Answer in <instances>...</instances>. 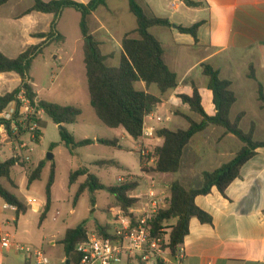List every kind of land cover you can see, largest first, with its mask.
Segmentation results:
<instances>
[{"label": "crops", "instance_id": "1", "mask_svg": "<svg viewBox=\"0 0 264 264\" xmlns=\"http://www.w3.org/2000/svg\"><path fill=\"white\" fill-rule=\"evenodd\" d=\"M10 1L12 0L8 2ZM74 1L88 3L90 0ZM185 1L139 0L149 12L167 18L173 23L172 27L153 26L150 31L161 41L166 63L177 73L179 81L178 86L169 91L163 102L146 117L145 126L154 128L155 133L162 127L172 130L188 128L189 122L177 114L178 110L201 121L202 117L192 112L189 105L184 104L179 97L183 93L190 94L193 83L200 89L206 112L214 114L216 109L213 92L208 88L209 79L204 74L202 66L209 63L220 71L222 78L232 82L237 102L231 108V119L234 120L237 115L244 113L240 126L244 131H249L254 122V138L264 140V105L259 100V83L264 88V0H192L200 3L197 7H191ZM31 6L18 16L20 19H26L23 27L26 33L33 37L30 46L39 44L41 40L35 37L38 30L34 27L36 23L34 20L38 11L25 14ZM199 21L204 23L199 28L198 40L191 34L179 31L180 26L188 27ZM88 24L91 33L100 43L102 53L107 56V64L118 66L123 37L137 29V19L130 11L129 0H107L106 5L98 7L90 15ZM11 29L15 33L16 28ZM133 36L139 37L137 33H133ZM252 69L256 79L250 76ZM5 74L7 73L0 74V96L10 92H4ZM30 81L33 84L31 77ZM20 83L19 77L18 86ZM154 85L156 84L148 86L140 81L135 87L159 95V88ZM35 92L38 96L39 93ZM160 116L163 117L162 121L157 120ZM180 117L186 120L187 126H182L178 121ZM155 137V145H161L163 140ZM242 147L243 142L234 134L226 133L221 126L211 125L193 136L185 149L183 165L178 172L148 174L174 176V180L170 182L163 178L169 189L166 194L169 193L174 181H180L188 188L192 187L193 183H198L194 186L198 187L202 183L204 171L215 170L229 162ZM14 167L11 178L16 186H11L6 179H2L1 182L22 199L28 209L17 217L16 208L0 197V221L4 230L24 244L39 246L50 239V244L56 246L57 241L64 238L67 229L62 238L55 239L60 230L56 233L54 227H46L48 213L44 220H41L46 204V193L44 196L28 194L34 191V182L28 184V172L21 166L18 176L25 183L27 192L21 197L22 186L13 176ZM81 180L76 182L78 187L85 181ZM55 182L52 187V203ZM153 188L156 191L155 185H151L149 189ZM196 203L211 215L212 222L203 223L196 217L191 219L189 234L180 246L182 262L171 258L172 264H264V148L259 149L243 166L240 176L228 186L226 195L213 188L210 194L197 196ZM65 261L66 257H63L53 264ZM0 264L34 262L27 260L15 249L5 250L0 246Z\"/></svg>", "mask_w": 264, "mask_h": 264}, {"label": "trees", "instance_id": "2", "mask_svg": "<svg viewBox=\"0 0 264 264\" xmlns=\"http://www.w3.org/2000/svg\"><path fill=\"white\" fill-rule=\"evenodd\" d=\"M9 0H0V6ZM187 5L197 7L200 3L186 0ZM107 4V0H90L88 3H81L74 0H34L32 7L27 9L25 14L33 11L45 14H53L54 20L51 22L50 32L37 33L35 37L42 41L39 44L31 45L17 57H8L0 50V74L14 72L19 75L21 83L13 91L0 96V113L11 102L16 99L21 89H25L28 97L33 101L37 94L30 82V67L34 57L42 52L44 46L51 40H61L63 36L56 33L57 17L66 8H74L81 13V32L83 36L84 63L86 67V77L88 83L90 105L100 122L110 128L123 127L127 134L134 139H141L145 129V119L157 106L163 102L169 91L175 89L178 84L177 73L172 71L165 60V51L161 41L150 31L153 26L172 27L173 23L163 17L149 12L141 5L139 0H129L130 11L136 16L137 29L128 32L122 39V54L118 66L107 64L105 56L100 48V43L91 33L88 20L90 15L100 6ZM203 21L185 27L180 26L179 31L191 34L198 40V31ZM137 33L139 37H134ZM203 72L208 77V88L213 92V103L215 113L208 114L202 104V96L199 87L193 83L190 94H180L179 97L184 104H188L190 110L202 117L201 121L193 119L190 115L181 111L177 114L184 117L189 122L186 129L179 128L172 130L162 127L156 131V136L163 140L148 156H141L142 169L145 172L176 173L183 165L185 149L191 142L193 136L205 131L209 126H221L226 133H232L243 142V147L236 156L227 163L212 171L202 173V183L198 187H186L180 181L171 184L167 194V201L164 206H160L152 225L156 233L161 229L169 230L167 243L170 257L175 259L180 253V246L184 243L189 234L190 221L193 217L198 218L203 223H211L212 217L196 203L197 196L208 195L213 188H217L223 195H226L228 186L237 179L243 166L261 148H264V140L254 138L255 123L251 124L249 131H244L240 123L244 113H240L233 120L231 119V108L237 102V95L232 89V82L221 77L218 69L209 63H204ZM251 78L256 79L253 72ZM143 81L148 86L156 84L160 94L154 95L146 90H139L135 87L137 82ZM259 100L264 105V88L259 83ZM37 108L42 110L52 121L59 125L61 142L75 155L80 147L94 143L107 146H117V139L109 138H85L77 140L74 135L65 127L66 124L78 123L81 120L83 111L74 105H62L45 99L37 100ZM39 123L36 131L35 142H39L42 137V127L44 122L35 119ZM2 120H0V124ZM10 130V123H7ZM51 145V150L55 147ZM54 159V158H53ZM51 160L50 175L46 185V204L41 215L44 220L52 204V187L56 179V164ZM144 163V161H146ZM43 159L32 172L28 173V184L41 178V173L47 162ZM116 164L113 160H100L94 164ZM152 163V164H150ZM19 164V159L12 157L0 162V197L9 205L16 208L17 217L27 211V204L15 193L10 191L2 182L6 179L11 186L15 183L11 178V172L15 165ZM145 164V166H144ZM150 164V165H149ZM144 166V167H143ZM81 176H87L82 182L75 195V203L85 190L91 192L105 190L113 194L120 207L128 212L131 207L137 204L138 199L131 197V192L140 185L138 180H127L125 182L106 185L99 177L92 174L87 167H80L70 174V184L76 183ZM95 206V197L92 198ZM100 235L110 236L108 227L101 224L96 225V231ZM87 221H83L74 228L67 229L61 244L64 247L66 261L63 264H81L82 253L77 246L88 237ZM158 264H166L158 261Z\"/></svg>", "mask_w": 264, "mask_h": 264}, {"label": "rangeland", "instance_id": "3", "mask_svg": "<svg viewBox=\"0 0 264 264\" xmlns=\"http://www.w3.org/2000/svg\"><path fill=\"white\" fill-rule=\"evenodd\" d=\"M32 4H34V0H12L0 7V50L8 57H17L30 46L33 37H30L23 27L26 19H20L18 16ZM35 15L37 18L34 20L36 22L34 27L37 28L38 33L50 32L54 15L41 12H36ZM81 19V13L74 8L64 9L57 17L56 33L61 34L63 38L61 40H51L44 46L42 52L34 57L29 71L34 84L33 88L39 93L37 100L45 99L62 105L78 106L82 109L83 114L78 123L65 125L77 140L109 138L117 139L119 143L117 146L94 143L78 148L76 154L73 155L61 142L59 125L55 124L41 110L37 119L42 120L44 125L39 142L34 141L33 134L24 133L16 141H13L12 146L11 141H9L10 143H6V141L1 145L3 152L0 156V162L12 157L19 159L20 166L14 167L13 176L19 180L22 186L21 197L27 194L25 183L18 176L21 166L25 167L26 172L30 173L40 160L46 159L49 153L53 154V161L56 164V182L52 207L48 212L45 225L47 228L54 227L55 232L60 230L55 239L62 238L66 229L74 228L83 221H87L89 232L96 231L97 224L108 227L109 231L115 227V218L121 207L115 196L110 192L105 190L91 192L87 189L83 191L75 203L78 183L76 185L74 183L70 184V174L80 167L89 168L90 172L99 177L101 182L106 185L119 184L127 180H138L140 187L137 191L131 192L133 196L148 191L151 185H155L158 193L164 191L166 193L169 189L164 183V179L169 182L174 180L172 174L152 176L142 169L141 151L145 150V156H148L154 150L156 147V133L154 137L146 136L141 139H134L127 134L123 127H107L96 116L90 105L84 63L83 36L80 26ZM11 27L16 28L15 33H13ZM5 79L6 86H3V88H6V91L4 92L13 91L19 84V75L14 72L5 74ZM154 87L157 86L154 85ZM178 121L182 126L188 125L186 120L181 117L178 118ZM241 128L243 129L242 126ZM146 139L151 141L148 142ZM23 142H28V148L21 147ZM53 143L56 145L51 150L50 147ZM120 146L122 147L120 148ZM100 160H113L118 165L113 163L106 165L94 164ZM32 163L35 165H32ZM45 166L41 178L34 181V191L28 194L45 195L51 161L47 162ZM86 178L87 176L78 179L84 181ZM197 184L193 183L191 186L194 187ZM93 197H95V206L92 203ZM141 204L140 201L137 202V205L140 206ZM57 211H60V214L57 216V220L54 221L53 217L56 216ZM49 240L44 241L38 247L49 257L52 264L57 263L65 257L61 245L62 239L57 241L56 246H52ZM172 262L173 260L169 255L167 264H172ZM59 263L63 264L62 262ZM122 264H145V262L138 256L128 262L124 260Z\"/></svg>", "mask_w": 264, "mask_h": 264}, {"label": "built area", "instance_id": "4", "mask_svg": "<svg viewBox=\"0 0 264 264\" xmlns=\"http://www.w3.org/2000/svg\"><path fill=\"white\" fill-rule=\"evenodd\" d=\"M40 111L37 108V97L33 103L25 89H21L16 99L9 102L0 113V156L3 152L2 143L11 141L12 146L13 141L24 133L33 134L35 138L39 128L35 119ZM157 120L162 121L163 117H157ZM7 123H10V130ZM146 136L154 137L155 129L145 126L143 137ZM28 145V142H23L21 147L28 148ZM145 154L146 151L142 150L141 155ZM130 196L137 198L142 204L134 205L128 212L120 208L115 218V227L109 232L110 236L100 235L95 231L89 232L87 239L77 246L78 251L82 253L81 264H122L124 260L128 262L138 256L145 264H158V261L168 263L170 253L165 245L169 230L161 229L156 233L152 225L159 207L166 204L167 194L149 189ZM59 214L60 211H57L53 220H56ZM0 246L5 250L15 249L23 253L26 259L34 264H52L40 247L17 241L11 233L4 230L1 221ZM175 259L179 263L182 262L181 252Z\"/></svg>", "mask_w": 264, "mask_h": 264}, {"label": "water", "instance_id": "5", "mask_svg": "<svg viewBox=\"0 0 264 264\" xmlns=\"http://www.w3.org/2000/svg\"><path fill=\"white\" fill-rule=\"evenodd\" d=\"M175 27H177V26H175ZM53 158H54L53 154L49 153L46 159L51 161Z\"/></svg>", "mask_w": 264, "mask_h": 264}]
</instances>
